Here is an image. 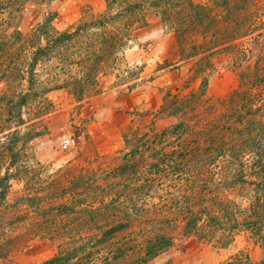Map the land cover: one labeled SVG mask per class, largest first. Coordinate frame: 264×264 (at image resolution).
I'll use <instances>...</instances> for the list:
<instances>
[{"label":"trees","instance_id":"1","mask_svg":"<svg viewBox=\"0 0 264 264\" xmlns=\"http://www.w3.org/2000/svg\"><path fill=\"white\" fill-rule=\"evenodd\" d=\"M50 1L0 0V257L23 212L35 217L31 237L56 242V253L40 264H155L180 237L225 249L242 231L264 248V0H105L114 12L62 33L49 17L29 37L4 22L30 2ZM149 10L175 33L181 60L197 59L198 88L168 91L154 113L132 114L120 150L62 166L56 194L35 188L30 175L40 163L26 148L40 134L22 132L24 109L39 103L29 127L36 128L52 106L44 96L54 89L40 84L38 65L96 31L97 41L76 63L79 75L64 84L82 101ZM221 52L240 86L213 101L207 91L214 68L207 66ZM161 118L172 121L161 125ZM13 182L24 191L10 203ZM222 264H264V257Z\"/></svg>","mask_w":264,"mask_h":264},{"label":"rangeland","instance_id":"2","mask_svg":"<svg viewBox=\"0 0 264 264\" xmlns=\"http://www.w3.org/2000/svg\"><path fill=\"white\" fill-rule=\"evenodd\" d=\"M109 12L114 10L108 11L105 0H51L30 2L23 11L6 14L4 22L18 25L29 37L49 17L56 31L62 33ZM95 32L78 36L67 48L55 50L51 60L38 65L36 78L41 85L54 89L44 96L52 106L36 128L29 127L37 122L34 118L39 103L31 102L24 109L28 125L21 128L22 132L40 134L26 148L28 158L40 163L33 164L31 184L46 193L52 188L51 195L56 194L54 187L62 176V166L88 164L97 155L120 150L123 147L121 130L133 118L132 114L148 116L161 106L166 92L180 94L199 86L194 76L197 59L181 60L175 33L162 24L155 11L149 10L132 25L125 45L115 50L110 63L98 74L96 90L78 101L64 84L79 75L76 63L86 52L87 44L97 41ZM210 60L212 65L207 68L214 69L209 74L207 96L219 101L237 90L240 81L230 68L232 61L226 53H215ZM249 62L252 65L254 61ZM3 88L4 82L0 80V93ZM158 121L165 125L172 119ZM68 139H74L75 145L64 147ZM23 191L22 184L13 182L10 203L23 195ZM20 217L22 220L15 231L18 235L11 244H4L6 254L0 257V264H40L53 256L57 251L56 242L47 237H31L34 215L23 212ZM2 243L0 238V245ZM244 255L254 263L264 257L261 242L246 231L239 232L225 249L202 243L193 236L180 237L169 252L154 263L222 264Z\"/></svg>","mask_w":264,"mask_h":264},{"label":"built area","instance_id":"3","mask_svg":"<svg viewBox=\"0 0 264 264\" xmlns=\"http://www.w3.org/2000/svg\"><path fill=\"white\" fill-rule=\"evenodd\" d=\"M75 140L74 139H68L65 141L64 147H70V146H74L75 145Z\"/></svg>","mask_w":264,"mask_h":264}]
</instances>
